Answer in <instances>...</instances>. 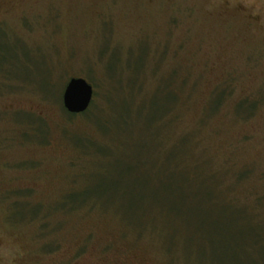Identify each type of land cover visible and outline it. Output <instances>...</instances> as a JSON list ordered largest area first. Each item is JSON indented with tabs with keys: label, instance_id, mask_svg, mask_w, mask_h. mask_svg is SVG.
I'll return each mask as SVG.
<instances>
[{
	"label": "rangeland",
	"instance_id": "obj_1",
	"mask_svg": "<svg viewBox=\"0 0 264 264\" xmlns=\"http://www.w3.org/2000/svg\"><path fill=\"white\" fill-rule=\"evenodd\" d=\"M70 77L93 86L89 115L64 109ZM241 97L254 101L245 120L232 110ZM29 116L45 124V139L18 138ZM86 136L105 152L81 150ZM123 150L148 175L154 167L201 174L194 179L250 211L264 242V0H0V264H251L239 251L235 263L228 243L194 225L170 244L163 219L159 233L148 226L134 234L113 206L50 212L81 183L78 172L111 173L110 154ZM27 159L34 164L16 168ZM236 164L252 173L231 176ZM9 185L46 203L42 221L10 220ZM45 242L58 243L51 254L40 252ZM80 244L85 252L76 255Z\"/></svg>",
	"mask_w": 264,
	"mask_h": 264
},
{
	"label": "trees",
	"instance_id": "obj_2",
	"mask_svg": "<svg viewBox=\"0 0 264 264\" xmlns=\"http://www.w3.org/2000/svg\"><path fill=\"white\" fill-rule=\"evenodd\" d=\"M185 87L186 83H184ZM224 97V89L216 92L210 101L209 109L213 111L219 108ZM174 101L175 97L169 99L168 104L164 108L160 107L157 119L163 113L165 114L166 108L167 110L170 108V102L173 104ZM235 101L238 102L235 106L232 102L233 112L244 120L247 119L254 107V101L251 102L246 97L238 98ZM67 113L69 116H72V113ZM89 113L87 109L82 114L89 115ZM28 119L30 127L25 126L27 129L19 131L18 138L23 141L30 139L36 142L45 139L44 135L47 130L45 124L41 125L40 121L37 120L33 126L31 123V121L33 122V118L29 116ZM121 128L119 127V130ZM244 137L248 138L246 135ZM87 138L91 139V141L81 137L83 142L78 143L81 150L90 147L91 149H89L93 150V153L102 154L99 152H105L102 147L93 148L96 146L94 140H97L95 138L91 136ZM114 153L110 154L109 157L117 158L115 165L111 166L113 168L111 173H104L105 177L104 174L97 173L100 168L91 170L90 172L87 170L78 172L79 176H77L75 181L80 180L81 183L74 184L77 187L75 190H66L60 200L49 205L51 208L50 212H67L73 208L87 205V203H91L92 205L95 203H97L96 205L102 204L105 207L113 206L112 210L115 209L119 219L121 218L120 221L123 220L121 226L126 225L134 231V234H139L140 230L148 226L154 227L155 231L159 233L162 227L166 232L165 243L173 244L177 237L179 240L184 239V224L187 226L194 225L204 234L209 233L212 238L216 239L218 244L228 243L230 248H232L231 254H228V256L231 255L232 259L235 260L232 253L239 251L240 253L245 252L247 257H250L251 262H248L251 264H258L260 257H263L264 261V242H259L261 240L259 236L263 231L256 228L255 224L252 223L250 211H246L242 205L236 206L233 202L220 195L218 191L211 189V182L196 180L194 178L198 174H192L177 165L178 168H171V170L164 171L162 174L154 171L156 169L154 167V173L148 175L149 170L145 169L146 167L136 165L137 161L135 159L124 158V150L122 155L118 154V157ZM33 164V160L27 159L19 162L16 164L17 167H15H28ZM237 166L238 164L235 165V168ZM228 169L231 176L240 179L246 178L252 173L249 165L234 169L232 174L230 167ZM112 175L113 177L116 176V178L111 179L113 178ZM200 176L201 174L198 175L197 179H200ZM6 189L8 196L6 200L9 201V205L13 204L9 214L12 222H22L26 219L41 220L38 214L42 209H45L46 203H33L27 200L26 197L23 198L21 196L25 195L26 192L28 194L31 191L30 189L23 190V187H19L18 185L16 187L9 185ZM17 211L18 213L16 214ZM104 211L106 210L104 209ZM153 211L160 214L158 216L162 218L153 216ZM162 219L168 222V226L160 227L157 225V222ZM244 221L250 222L254 227L251 225L250 227L242 226ZM42 223L41 229L43 232L51 230L48 222ZM93 233L94 231H89L90 237H92ZM113 236L111 235L104 243L110 246L115 241V236ZM57 244L45 242L40 252L51 254ZM84 245L86 246L87 244H80V249L75 251L76 255L85 252ZM108 245L104 247L107 248L109 247ZM229 245H226L225 248H229ZM57 250H59V247ZM168 250H171V248ZM236 261L235 263H237Z\"/></svg>",
	"mask_w": 264,
	"mask_h": 264
},
{
	"label": "water",
	"instance_id": "obj_3",
	"mask_svg": "<svg viewBox=\"0 0 264 264\" xmlns=\"http://www.w3.org/2000/svg\"><path fill=\"white\" fill-rule=\"evenodd\" d=\"M93 92V86L84 77H71L63 90V107L72 114L82 113L89 108Z\"/></svg>",
	"mask_w": 264,
	"mask_h": 264
}]
</instances>
